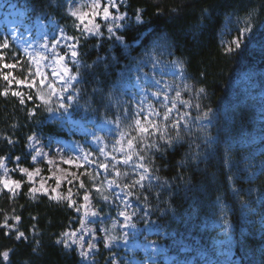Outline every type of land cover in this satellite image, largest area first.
Instances as JSON below:
<instances>
[{"label":"trees","instance_id":"obj_1","mask_svg":"<svg viewBox=\"0 0 264 264\" xmlns=\"http://www.w3.org/2000/svg\"><path fill=\"white\" fill-rule=\"evenodd\" d=\"M3 1L14 4L30 23L55 19L72 24L65 0ZM138 10L142 23L136 20ZM121 11L127 16L116 36L124 44L108 34L80 40L78 64L71 69L80 73L70 92L75 118L132 121L118 85L134 68L147 72L154 62L178 65L181 78L172 82V95L181 104L176 103L173 117L189 113L179 128L169 127L171 147L160 152L140 146L152 173L143 188L136 186L128 196L134 225L156 227L159 233L149 239L176 262L199 252L214 257L218 224L226 220L233 262L264 264V0H125ZM249 18L252 31L245 35L241 30ZM238 36L240 47L228 51L223 39ZM10 57L17 76L26 77L28 60L19 53ZM7 89L0 73V158L9 157L12 164L21 157L19 163L29 166L27 145L35 125L19 98L2 94ZM131 123H123V131ZM118 168L129 173L114 176L118 184L138 178L131 165ZM17 177L19 192L0 193V224L20 217L18 231L27 238L19 240L0 227V264H83L75 248L57 243L63 233L79 229L81 195L69 207L60 199L30 195V184ZM84 180L90 187L89 178ZM108 258L101 249L94 264H110Z\"/></svg>","mask_w":264,"mask_h":264},{"label":"rangeland","instance_id":"obj_2","mask_svg":"<svg viewBox=\"0 0 264 264\" xmlns=\"http://www.w3.org/2000/svg\"><path fill=\"white\" fill-rule=\"evenodd\" d=\"M67 3L68 14L72 19V24L70 27L57 22L55 19L43 20L37 19L32 24L27 23V18H25L24 13L18 9L14 4H7L0 0V43L6 38L9 43L8 48L0 49V73L4 77L8 76V94L12 95L13 92L22 93V97L15 96L24 102L22 103L28 108V115L30 120L35 125V130L32 137L27 145V152L29 153L30 165L25 166L19 163V160L15 159L11 164L9 162V157L3 159L4 167H0V178L8 179L11 181H19V176L30 184L31 188H36L38 191L35 193L30 192V195H46L50 197L60 196L67 197L69 195V189H71V199L75 202L78 201V197L81 195V201L78 206L88 203L89 212L95 210L98 212V216H91L90 214L85 216L84 209H81L80 226L76 231L78 239L81 235L84 236L85 245L88 243L95 244L96 247L92 250V253L87 259H84L80 255V249L78 245L73 244L71 247L75 248L79 256L80 261L83 264H94L97 255L101 253V249L109 254L108 261L110 264H152L157 261L164 262V264H169L171 257L166 254L165 248L160 246L155 241L149 240L148 238L158 234V229L153 226H146L143 228H138L133 223V217L130 222H126L123 216L118 213L120 210L124 209V205L121 203V198L128 201L130 207L127 211L131 214L133 208L128 197L121 193V190L115 185L111 189L108 188V181L113 180L115 172L111 171L105 172L99 167L101 163H109L111 166L114 161H112L111 156L105 157L101 154L100 148H104L105 152H109L116 156L117 159H122L123 153L113 151V146L116 141L120 138L119 133L123 131L122 125L126 122H132L126 120L119 122V126L113 120H103L101 122H85L81 119L75 118V108H73V99H69L71 87L62 83L58 77L53 76V70H60L59 64H53L52 56V45L55 39H59L61 35V30L65 36H77L81 37V33L74 27L75 18L70 15V7L77 3V0H65ZM119 4V12L116 9H110L114 14L119 15L122 13L121 6L124 5L125 0H117ZM97 22L101 24L100 32L103 34H108V26L111 25V21H103L97 18ZM123 21H118L117 23L123 24ZM120 29L116 30L117 32ZM91 36H101V35H89L84 34L83 38H88ZM239 37V36H238ZM237 37L225 38L222 41L223 46L226 49L236 47L234 41ZM80 39V40H81ZM242 43V36H240ZM64 40H61L60 45L56 46V51L61 55L68 51L64 47ZM47 44L48 48L45 49L42 45ZM241 45V44H240ZM27 49V51H25ZM19 53L22 57L28 59L32 75H28L24 78H20L15 73L17 64L12 60L10 56L12 54ZM41 55H46L49 57L47 60H41ZM62 63H66L69 68L72 69L74 65L70 60H66ZM4 64L15 65L12 68L4 67ZM39 67L43 75H35L36 69ZM45 80L44 85H40V80ZM181 78V71L176 63L159 65L152 64L147 72H139L134 68L133 74H131L128 79L122 80L118 85L120 90V100L125 107L126 114H129L128 110L132 112V117L137 110V105H140L145 110H147L149 104L154 105L159 108L161 102H164L168 107L172 106L173 101L175 104H181L178 100L174 99L172 95L173 81ZM67 79V77H65ZM18 80H24V84H18ZM33 80L36 82V87L30 88L27 85ZM159 81V83H156ZM11 82V83H9ZM49 83H54L58 90V95L50 96L48 95L50 89L48 88ZM71 86L75 81H71ZM66 89V91H61ZM161 92L162 95L158 98L153 95L155 92ZM40 92L44 95L45 99H49L51 103L45 105L44 101L39 98L37 93ZM163 94H167L169 97L168 101H163ZM31 95L32 99L29 100L27 97ZM14 96V95H12ZM63 97L61 99L60 97ZM33 98L36 99V104L34 103L32 107H28L29 103L34 102ZM143 101V104H141ZM63 103L66 105H72V108L65 112L59 107ZM39 106V107H38ZM51 107L52 111L47 109ZM177 110V109H176ZM175 110V111H176ZM175 111L173 113H175ZM181 116H184L182 114ZM186 116H184L185 118ZM59 130L62 134L58 137L56 131ZM97 137H102V140H97ZM264 137V135H263ZM41 151L43 155L37 157L35 161L32 160V156L36 154L37 151ZM84 153H91L89 155V161H95V163H86L83 160ZM79 157V159H78ZM21 159V157L19 158ZM48 160H52L53 163L49 164ZM64 160H72L73 163H64ZM14 164V165H13ZM81 164L83 167L77 168L76 165ZM120 166H129L120 164ZM27 168L30 172L35 169H39V174L34 175L30 181L28 177L23 174L20 169ZM5 170L7 173L5 175ZM141 171V170H138ZM100 173L96 176V173ZM75 174V179L70 174ZM82 173H85L82 175ZM90 173L92 176H96L95 181L90 179ZM57 177H60L59 186H57ZM89 178L90 187L85 185L84 178ZM71 179L72 183H68ZM84 182L85 187L80 188V181ZM93 183L96 187H99L101 191L96 192ZM22 186V182L20 181ZM43 185V187H41ZM19 188L14 189L13 192H9L7 189H3V185L0 184V193L6 191L15 195L20 191ZM90 196V202H85L83 196L86 194ZM119 194V196L114 195ZM108 196L109 200L104 201L102 196ZM65 202H69L66 199H60ZM81 221H83V228H81ZM9 225H14L13 228L8 229L10 234L18 235V224L17 221H7ZM115 222V227L113 228V223ZM125 223L128 226L125 227ZM134 225V227H133ZM222 227L220 232L221 237L216 240V261L214 264H236L232 261V237H231V225L226 220H222L218 224ZM91 229V231H88ZM105 229H108L105 232ZM125 234L126 237H125ZM108 236H116L117 239L113 241L110 246H105V241ZM27 238V237H26ZM24 239L25 238H20ZM19 239V240H20ZM85 250H87L85 248ZM180 264H192L190 261H183ZM202 264H211V260L206 262L203 261Z\"/></svg>","mask_w":264,"mask_h":264},{"label":"snow or ice","instance_id":"obj_3","mask_svg":"<svg viewBox=\"0 0 264 264\" xmlns=\"http://www.w3.org/2000/svg\"><path fill=\"white\" fill-rule=\"evenodd\" d=\"M123 2V0H121ZM110 9H116L117 12H119V4L117 3V0H77L76 4L71 5L70 7V15L75 18L74 27L80 31L81 37L84 36V34L89 35H102L100 32L101 24L97 22V18L103 20V21H111V25L108 26V33L111 36H115L117 40H119L122 44H124V38L122 36H116V30L124 27L123 24L117 23L118 21L125 20L127 13H120L119 15L114 14ZM141 10H138L136 15L137 22H143L141 15L139 14ZM242 34H247L252 31V26L250 23V18L246 20V26L241 30ZM81 37L77 36H65L63 34V30H61V35L59 39H55L53 41V51L51 59L53 60V64H59L60 70H53L52 75L59 78V80L66 84L68 87H71V81H76L78 77L80 76L79 71L75 74L72 73L71 68L67 66L66 63H62L66 60H70L73 64H76L78 62V57L80 55L78 49L80 44ZM61 40H64V47L68 49L67 52H65L63 55H61L58 51H56V46L60 45ZM236 47H240L241 40L240 37H237L234 41ZM9 43L8 40L5 38L2 43H0V49L8 48ZM45 49L48 48L47 44L42 45ZM125 47H128V45L125 44ZM27 51V49H25ZM228 51H231V48L228 49ZM0 59H3L2 56H0ZM41 60H47L49 59L46 55H41ZM4 67L6 68H12L15 67V65H8L4 64ZM29 75H32L31 70L29 69ZM35 75L41 76L43 73H41L39 67H37ZM67 77V79H65ZM5 80H8V76L5 75L3 77ZM47 77L45 76L44 79L40 80V85H44L45 80ZM11 83V82H9ZM18 84H24V80H18ZM156 83H159L157 81ZM30 88L36 87V82L33 80L31 83L27 85ZM48 88L50 89L48 95H58V90L56 88V85L54 83H49ZM61 91H66V89H63ZM204 89H200V92H203ZM3 95L7 96L8 91L5 90ZM12 95L22 97V93L20 92H13ZM39 98L44 101L45 105H49L51 101L49 99H45L44 95L40 92L37 93ZM153 95L157 96L158 98L162 95L161 92L157 91L153 93ZM181 93L179 91L176 92V97L179 98ZM29 100L32 99V96L29 95L27 97ZM63 99V97H60ZM69 99H73V97H69ZM169 97L167 94H163V101H168ZM21 103L24 102L23 98L20 101ZM182 103L189 104L188 101H182ZM141 104H143V101H141ZM39 107V106H38ZM61 109H63L65 112H68L70 108H72V105H66L61 103L59 105ZM198 107V106H197ZM163 109V111L161 110ZM48 111H52V108L49 107L47 109ZM176 110V104L173 101L172 106L168 107V105L164 102H161V105L159 108L155 107L154 105L149 104L147 110H145L140 105H137V110L135 111V114L132 118V123L128 125V130L121 131L119 133V139L116 141V144L113 146V151L123 153L122 159H117L116 156L112 155L109 152H105L104 148H100V152L102 155H104L106 158L111 156L112 161L114 163L109 165V163H101L99 165L100 168H102L106 173L109 172L110 167L111 171L115 172V176L119 177L121 175L128 176V172L122 173L121 170L117 167V165L124 164V165H131L132 168V174L137 176L138 178L133 180L131 183H124L123 185L118 184L115 179L108 181V188L111 189L113 185L121 189V193L127 196H133L134 192L132 189H134L136 186H139L141 188L144 187V182L146 180L150 179L152 169L149 165L145 164L144 161L146 159L145 155H142V151L144 150L140 146L143 145L146 149H156L157 151L163 152L166 150L167 147H171L173 140L170 138L167 133L169 127L172 128H179L181 120H183L184 116L189 115V113H184V116H180L179 119L173 117V112ZM208 116V113H204V117L206 118ZM117 126H119V121H115ZM135 133V134H133ZM158 136L159 139L157 141H152V137ZM35 137H29V139H34ZM179 137L177 136V139ZM102 137H97V140H102ZM160 141H163L161 144ZM11 142V141H9ZM43 155L41 151H37L35 155L32 156V160L35 161L37 157ZM89 155L91 153H84L83 154V160L86 163H95V161H89ZM135 158V159H134ZM19 160V157L16 158ZM79 159V157H78ZM64 163L71 164L73 163L72 160H64ZM49 164H52V160H48ZM0 167H4L3 164V158H0ZM77 168L83 167L81 164L76 165ZM142 170V171H138ZM20 171L25 174L28 179L31 181L34 175L39 174V169H35L34 171L30 172L27 168H21ZM7 173V170H5V175ZM85 173H82V175ZM93 181H95L96 176H99L100 173H96V176H92L90 173H87ZM75 179H79L78 177H75V174H70ZM156 179H159V177H155ZM59 180L60 177H57V186H59ZM68 183H72V180L69 179ZM0 184L3 185V189H7L9 192H13L14 189L19 188L20 181H11L9 182L8 179H2L0 178ZM43 187V185H41ZM80 188H84V182L81 180L79 183ZM93 187H95V190L97 193L101 191L99 187H96V184L93 183ZM127 190V192H125ZM38 191L36 188H31L30 192L35 193ZM69 195L67 197H60L55 196L52 197V199H66L69 201V207H72L76 202L71 199V189L68 190ZM119 196V194H115ZM102 199L104 201H108V196H102ZM83 200L85 202H90V196L89 194H86L83 196ZM121 203L124 205V209L119 211V215L123 216L126 222H130L132 219V215L135 214V209H133L132 213L130 214L127 209L130 207V204L128 201H125L121 198ZM84 209V215H91L93 217L98 216V212L95 210H91L89 212L88 203H85L84 205H81L80 207L76 208L77 212H80L81 209ZM17 221H19L20 217H15ZM125 227L128 226V223H125ZM0 227H5L8 229H11L14 227V225H9L7 222V218H5V221L3 224H0ZM115 227V222L113 223V228ZM134 227V225H133ZM81 228H83V221H81ZM88 231H91V229H88ZM108 229H105V232H107ZM8 234L7 232L5 233ZM127 234H125L126 237ZM77 234L76 232H65L62 235V238L60 240H57V243H62L64 247L70 248L73 244L78 245L80 249V255L82 258L87 259L90 254L92 253V250L96 247L95 244L88 243L85 245L84 242V236L81 235L78 239L76 238ZM25 238V234L23 232H18L17 239ZM117 239L116 236H108L105 241V246H110V244ZM85 248L87 250H85ZM35 251V249H34ZM9 253L6 251L3 253V256L5 259L8 258Z\"/></svg>","mask_w":264,"mask_h":264}]
</instances>
